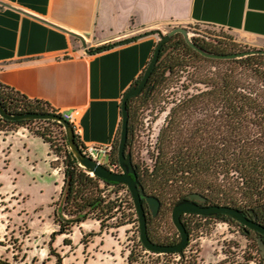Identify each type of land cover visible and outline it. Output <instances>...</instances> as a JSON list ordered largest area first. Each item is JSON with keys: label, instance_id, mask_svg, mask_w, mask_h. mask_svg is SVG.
I'll return each instance as SVG.
<instances>
[{"label": "trees", "instance_id": "obj_1", "mask_svg": "<svg viewBox=\"0 0 264 264\" xmlns=\"http://www.w3.org/2000/svg\"><path fill=\"white\" fill-rule=\"evenodd\" d=\"M110 48L111 45L97 51L100 53ZM251 52L256 53L248 54L249 51L238 45L230 49L226 46L216 49L195 38L187 41L182 34H175L162 47L147 86L141 94L127 102L129 149L132 148L137 127L138 103L148 104L155 95L170 88L172 78H181V73L190 71L187 78L189 83L183 87L185 93L171 102L154 152L150 155L152 165L133 161L138 179L148 196L157 197L162 203L175 198L181 201L192 193H199L207 198L210 205L229 206L243 213H264V54L261 53L264 50ZM203 53L245 55L235 59H213ZM143 75L134 85L140 83ZM0 104L12 114L37 112L58 115L47 102L32 100L2 83ZM35 124L43 126L33 129ZM50 126L64 130L60 123L52 120L9 121L0 117V132L27 128L48 144L58 159L63 158V187L53 215L59 229L52 234V243L59 236H70L75 227L88 221L98 222L100 231L98 234L84 235L81 243L85 246L89 244L90 238L131 224L133 216L137 215L134 204L126 208L129 211L126 214L123 201L107 193L109 188L127 187L103 181L84 171L68 150L66 134L59 144ZM75 139L83 152L85 147L76 133ZM118 146L119 141L116 139L111 157L117 165ZM109 164L110 167L116 166L111 161ZM144 206L149 238L162 245L179 243V234L178 240L173 241L153 232L152 224L158 215L152 216L145 200ZM185 217L190 220L185 221ZM194 218L237 225L246 237L255 239L256 250L260 255L259 264H264L257 233L225 215H184L182 221L189 233V243L183 252L154 254L147 251L139 239L130 249L125 264H200L197 254L189 250L192 236L190 224ZM135 221L138 222V218ZM63 244L71 247L72 241L65 238ZM50 249L53 253L52 244ZM53 255L57 258L56 264H63L60 255ZM250 263L252 259L247 260V264ZM0 264L7 263L0 260Z\"/></svg>", "mask_w": 264, "mask_h": 264}, {"label": "crops", "instance_id": "obj_2", "mask_svg": "<svg viewBox=\"0 0 264 264\" xmlns=\"http://www.w3.org/2000/svg\"><path fill=\"white\" fill-rule=\"evenodd\" d=\"M192 25L224 29L264 46V0H0V83L57 112H77L73 128L83 145L113 147L123 97L160 40L157 34L137 37ZM76 36L84 38L86 49ZM15 158L34 182L48 186L47 177L59 180L50 204L58 202L64 174L50 146L24 127L0 132V176L1 169L18 176ZM99 231L98 222L88 221L61 237L76 245Z\"/></svg>", "mask_w": 264, "mask_h": 264}, {"label": "rangeland", "instance_id": "obj_3", "mask_svg": "<svg viewBox=\"0 0 264 264\" xmlns=\"http://www.w3.org/2000/svg\"><path fill=\"white\" fill-rule=\"evenodd\" d=\"M188 38L205 41L214 48L230 49L234 45L249 52L264 50V46L251 43L239 38L237 35L220 28L211 26L192 25L185 28ZM168 33V32H167ZM165 35V34H163ZM93 52L94 50H89ZM189 72L181 73V78H172L170 88L155 95L148 104L138 103L137 123L132 148L127 151L132 153L136 164L151 166L150 155L161 127L175 97L185 92L183 87L189 83ZM43 125L35 124L32 128ZM45 126V125H44ZM53 136L62 143L65 131L55 126H50ZM120 134H118V141ZM63 159V158H62ZM62 159H57L56 166L63 170ZM116 173L121 169L113 157L110 160ZM21 162L15 158L13 165L18 170V176L13 178V171H3L0 176V260L7 264H56L58 254L63 259V264H125L126 258L134 243L139 240V225L137 215L133 216L131 224L119 229L104 232V237L99 234L97 238H90L85 246L76 240V245L65 246L64 237H57L52 243L51 236L58 231L54 222V209L57 201L50 204L55 196L56 185L59 180L46 178L48 186L38 179L33 181L32 174L27 169H22ZM49 187V188H48ZM107 193L112 198L123 201L126 214L133 203L127 188H109ZM179 198L166 199L161 203L158 218L152 224V230L158 236L167 240H178V231L173 225L171 213ZM185 221L190 218L185 217ZM192 236L189 250L197 254L200 264H247L252 259L253 264L260 263V255L256 250L253 237H246L237 225L224 223L220 220H202L194 218L190 224ZM88 235V234H87ZM100 236V237H99ZM69 238V237H65ZM51 244L52 250L51 253Z\"/></svg>", "mask_w": 264, "mask_h": 264}, {"label": "water", "instance_id": "obj_4", "mask_svg": "<svg viewBox=\"0 0 264 264\" xmlns=\"http://www.w3.org/2000/svg\"><path fill=\"white\" fill-rule=\"evenodd\" d=\"M158 35L159 43L157 44L152 58L144 72L142 80L137 85L132 86L124 95L121 104V132L118 146V162L121 169V173H116L108 169L107 167L98 164L96 161L87 157L83 154L82 150L76 143L75 132L73 126L64 120L62 117L51 114V113H37L27 112L12 114L7 112L0 104V117L9 121H56L60 123L65 130L67 138L68 150L74 155L78 161L79 166L91 174L92 176L98 177L106 182H113L124 185L127 187L131 194L133 204L136 210L138 225H139V239L145 249L154 254L166 255V254H179L187 247L189 243V233L183 224L182 217L184 215H197L201 217H215L218 215H225L232 218L239 224L253 230L260 235L258 242L259 247L264 254V226L256 223L253 220L248 219L243 211L229 206L209 205L201 206L199 203H206L207 198L199 193H192L187 196V199L179 201L173 208L172 211V222L176 230L180 235L179 243L175 245H162L154 243L148 235L147 225V213L144 206V200L147 203L150 213L153 217H156L161 208V201L154 196H148L138 179L137 172L133 163L132 154L127 151L128 149V138H129V111L127 108V102L130 98L136 97L142 93L147 86L150 77L156 69L159 61L162 47L170 40L175 34H182L188 41V31L185 28H175L168 34L163 35L159 31H152L138 36L137 38H143L149 35ZM83 44L84 48H87V44L81 36H76ZM99 51H88V54L98 53ZM256 52H250L248 54H255ZM264 54V52H261ZM204 54V53H203ZM209 58L213 59H235L243 57L245 54H231V55H215V54H204ZM254 211H251L253 214Z\"/></svg>", "mask_w": 264, "mask_h": 264}, {"label": "built area", "instance_id": "obj_5", "mask_svg": "<svg viewBox=\"0 0 264 264\" xmlns=\"http://www.w3.org/2000/svg\"><path fill=\"white\" fill-rule=\"evenodd\" d=\"M77 112L72 113H63L58 112L64 120L69 122L72 126L75 120ZM85 149L83 154L87 157L91 158L92 160L96 161L98 164L103 165L110 169L113 172H116L113 168L110 167V158L113 151L112 146H95V145H84Z\"/></svg>", "mask_w": 264, "mask_h": 264}, {"label": "flooded vegetation", "instance_id": "obj_6", "mask_svg": "<svg viewBox=\"0 0 264 264\" xmlns=\"http://www.w3.org/2000/svg\"><path fill=\"white\" fill-rule=\"evenodd\" d=\"M184 199H187V197L186 198H184ZM183 199V200H184ZM197 204H199V205H201V206H209L210 204L208 203V201L206 202V203H197ZM244 215L248 218V219H250V220H253V221H255L256 223H259V224H261V225H263L264 226V213H253V214H251V213H244ZM257 235H258V237H260V235L257 233Z\"/></svg>", "mask_w": 264, "mask_h": 264}]
</instances>
